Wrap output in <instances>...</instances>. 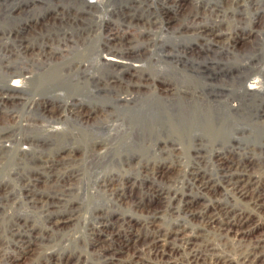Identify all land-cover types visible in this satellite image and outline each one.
I'll return each mask as SVG.
<instances>
[{"label":"bare ground","instance_id":"6f19581e","mask_svg":"<svg viewBox=\"0 0 264 264\" xmlns=\"http://www.w3.org/2000/svg\"><path fill=\"white\" fill-rule=\"evenodd\" d=\"M162 1L166 3L167 0ZM173 1L178 5L180 0ZM217 2L212 3L208 9L205 7L201 14L193 12L194 7L185 9L181 16H200L199 20H185L178 28L196 37L195 40L201 45L195 51L197 55H189L192 59L182 61L178 57L174 58L171 51L160 52V58L174 60L169 66L153 64L151 68L154 73L150 74L145 72L147 53L143 49L153 29H146V23L141 20H124L123 24L118 23L119 26L126 25L121 28H104L102 23L99 31H89L88 35L96 34L99 41L95 45V55L85 62L78 59L65 63L68 54L62 52L65 47L62 49L60 45L66 44L69 36L60 33L54 38L50 32L52 27L45 31L43 27L33 31L32 37L36 40L32 42L26 39L27 34H19L22 31L24 33V30L30 31L31 26L23 24L24 26L10 29L8 36L11 35L14 40L9 48L2 49L0 76L1 80L13 78V81L11 84L3 82L0 86V110L6 118L8 109L11 111L8 106H17L18 101L24 99L28 105H34L38 112L37 117L28 115L30 121H27V125H22L25 127L24 131H17L12 125L0 130V159L6 161L12 158L19 164L14 168V174L26 199L39 204L41 209L45 208L41 210L44 211V216L42 213L41 216L48 229L61 227L71 218L66 217L65 213L50 210L48 206L63 201L76 171L73 167L60 169L63 164L61 153L64 149H69V146L59 143L60 140L56 138L50 143L41 140L43 134L40 137V134H35V130L41 132L45 124L37 120H56L61 115H57L60 111L67 112L66 116L73 121L85 123L84 121L88 122L89 115L94 113L93 108L83 111L80 106L83 103L76 98H66L70 97L67 96L68 91L89 92V79L93 86H97V90L105 88L109 92L107 97L112 108L104 106L103 116L86 124H115V134L111 136L112 140L107 143L104 153L98 148V139L91 140L89 154L93 157V165L101 164L104 157L112 151L122 161L129 159L123 157L127 150L147 152L153 161V166L150 167L149 159H145V163L137 168L136 176L124 175V178L116 177L118 179H100L99 175L95 177L97 190H112L120 202H130L145 215L140 222L127 217L128 220L121 224H117V220L105 223L100 218L97 227L99 232L107 231V228L113 226L107 231V237L99 239L96 232L99 240L96 239L93 245L101 247L99 259L102 264H264V230L254 240L246 242L244 239L249 230L264 222V62L257 66L254 62L255 57L260 56L264 49L253 39L252 48L256 49L242 54L236 51L233 43L245 38L246 34L242 30H246V26L241 24L247 20L253 21L249 14L251 10L264 11V7H261L264 0ZM25 5L30 3L11 4L1 10L0 16L20 15V12L28 8H21ZM231 16L235 18L232 21L234 26L223 28ZM161 21L162 25L166 23L163 18ZM46 24L43 25L47 26ZM254 29L250 26L248 36L256 33ZM254 37H257L256 34ZM55 41L58 42L57 46H54ZM190 47H186L187 52ZM211 51L217 54L228 51L231 55L227 58L231 59L229 61L233 60L234 64L226 61L229 65L222 67L224 64L219 66L218 63L208 61L205 55H209ZM57 53L62 58L54 59ZM262 58L264 61V56ZM99 67L106 73L98 74L94 71V68ZM222 75L231 82L228 88H219L212 81ZM33 91L50 94L56 91L57 97L50 99L42 95L36 96L32 94ZM119 109L123 112L119 113ZM132 129L134 132L130 133ZM165 129L179 134L183 139L193 137L189 146L183 140L186 152L184 156L178 151L179 147L175 148L177 153H174L173 146L165 149L170 141L160 135ZM256 132L262 134L258 143H242V139ZM8 141L15 145L21 144V147L17 145L13 153V144H5ZM52 146L57 147L54 154L49 153L50 149L53 150ZM241 149L243 153L239 152ZM148 173L153 175L152 179L148 178ZM116 180L119 183L114 187ZM41 182H48V188L39 189ZM164 212H168L170 218L174 219L167 220L164 224ZM102 216L103 212L100 217ZM18 219L9 229L12 236L10 242L18 254L30 252L32 240L29 241L27 237L31 233L24 226L21 227ZM130 246H134L136 259L125 261V257L118 253ZM174 251H177L175 255ZM80 253L78 257L82 255ZM11 254L0 258V264H9L14 256ZM54 256L55 250L45 252L47 260L41 261L42 264H68L69 260L74 259L72 254ZM73 264L89 263L85 260Z\"/></svg>","mask_w":264,"mask_h":264},{"label":"rangeland","instance_id":"374dc122","mask_svg":"<svg viewBox=\"0 0 264 264\" xmlns=\"http://www.w3.org/2000/svg\"><path fill=\"white\" fill-rule=\"evenodd\" d=\"M17 2L21 3L22 5L26 4L27 2L30 3V5L28 6L25 5L24 7H21V8L28 7L27 8L28 10L24 9V11L19 13L20 15L7 16L2 14L4 18L0 16V35H1L0 56L4 51L2 49L9 48L10 45H12V41L14 40L11 35L8 36V34H10L9 33L10 29L16 28L18 26H24L26 24L32 27L30 28V31L24 30V33L22 31L19 34L20 35L27 34L26 39L28 41L31 40V42L36 40V38L34 39V37H32L34 35L33 31H37V29L40 30V27H43L44 31L46 28L50 29V27H52L50 32H52L51 35H53L54 38H57V35H59L60 33H61L60 35H63V33L66 34L67 36H69V40L66 42V44L62 43L60 45V48L62 49L63 47H65L64 51H62L63 53H65V55L66 53L68 55L70 54L69 56L66 55L67 60L65 61V63H69L78 59L81 60L82 62H85L88 59H90L93 55H95L96 53L95 45H97L99 41V38L98 36H96V34L89 36L88 35L90 33L89 31L92 30L91 33H95V31H99L101 28L100 25L102 23L104 28L105 27L107 28L109 26L110 27L114 26L115 28L118 27L121 28V26H126V25L119 26L120 23L122 24L124 23V20L129 21L132 19L133 22H136L137 20L138 21L141 20V22L146 23L145 25L146 29L147 27L153 29V32L148 36L147 38L148 41L146 40L147 41L145 43L146 46L143 49L147 53V57L145 58V67H146L145 72L146 73L148 72L149 74L154 73V69L151 68L153 64L159 63L162 66L163 65L169 66L170 62L174 60L172 58L170 59L160 58L159 56L160 52L171 51L175 56L174 58L178 57L182 61L186 59L188 60L192 59L190 56L192 54H195L196 53L195 51H198V48L199 47L201 48V45L197 40H195L196 38L195 36H192L188 32L185 33L184 31L178 28L181 26V23L185 22V20L186 21L191 19L199 20L200 16L192 15L190 17H185V18L181 16H183L185 9L186 10L190 8L193 9L195 7L193 9V12H199V14H201L202 10H204L205 7H206L205 9H208L207 7L213 5L215 2L218 3L217 0H180L178 1V5H176L173 0H167L166 3L163 2L162 0L160 1L159 0H99V1L98 0L97 1L96 0H0L1 3L0 12L2 9H5L11 4ZM261 7H264V3L261 5ZM251 12L252 14H254L255 12V14L252 15ZM251 12H249V14L251 17H253V21L249 22L247 20L241 24L243 26L244 25L246 26V30H242V33L244 35L246 34L244 36L245 38L238 39L236 41L237 43L233 42L236 46V51L240 53L248 52L256 49V48H252L253 39L254 42L259 43L258 44L259 47L261 46V48L264 49V11H260V9L258 11L253 9L251 10ZM162 16H164L165 19ZM167 16H170L171 18L169 17L166 20ZM162 18L164 21H166V23L163 25L161 21ZM169 19H171L170 20L171 22L168 23ZM155 20L157 21L153 22ZM228 21H229L228 24L226 23L223 25V28L229 29V27L232 28L234 26L235 23L233 22L235 21V18H233V16H231V18H229ZM46 23H50V24L48 25ZM43 24H46L47 26H44ZM130 24L131 23H128V25ZM250 26L253 27V29L255 28L254 30L256 33H254V35L248 36L249 33L248 29L250 28ZM255 34L257 36L256 38L254 37ZM29 36L31 39L29 38ZM24 39L25 38L23 37V40ZM181 39H183V41ZM57 45L58 42L55 41L54 46ZM188 45L191 47L187 52L186 47ZM49 47H51V45ZM54 48L56 47H53V49ZM206 53L207 52H204V54ZM227 53L228 51L227 52L223 51L220 54L211 51V53H209V55H205V57L207 56L206 58L208 61H213V63H218L219 66L224 64L225 66L223 65L222 67H226V65H229V63L234 64L233 60L229 61L231 59L227 58L230 57L229 55L231 54L230 53L227 54ZM61 54L59 53L55 54L54 59H59L61 57ZM260 54L262 56L258 55V57H255V61H254L256 63L255 66L262 65V63L264 62L262 58L264 56V50ZM195 55H197V53ZM226 61H229V63H226ZM97 69L99 72L97 71ZM97 69L94 68V71H96L98 74H100V72L106 73L103 72L104 69L102 67H99ZM150 69L153 70L151 71ZM225 77L224 75H222L219 76L217 80L216 78H214L212 79V81L219 88H223V87L228 88L231 82ZM1 79L2 76H0V81H2L0 82L1 83L0 86H2L3 82L11 84L13 81V78H10V80L7 79L1 80ZM88 81L89 79H87V86L88 89H90L89 92L80 93V91L75 92V90H73L74 93L73 94L71 91H68L67 96L70 97H66L68 99L76 98L77 101L79 100L78 102H82L83 104L80 106L83 111H85L86 109L89 110V108H93L94 113L89 115L90 117H88V122L84 121L85 123H80L78 121H73L72 119L66 116L67 112L59 111L57 115L60 114L61 115L58 116L56 120H44L39 118V120L37 121L42 124H45L43 125L44 129L41 132L38 131V129L35 130L36 131L35 134L37 135L40 134L39 135L40 137L43 134L41 140H46V142L50 143L53 139L56 138L58 139V141L60 140L59 143L60 142L61 144L65 143L64 146L65 145L69 146V149L67 150L64 149L63 152L61 153L62 154L61 159L63 160L61 161V163L63 164L60 166L61 167L60 169L73 167L74 170L76 171V175L72 177L70 181L71 183L69 184L68 187L69 191L66 192L65 196L63 197V201L59 203H53L48 206L49 209L52 211L55 210L57 213L60 214L65 213L66 217L70 216L71 218H69L67 222H65L61 227H54L53 229H48L44 224V222L42 221L43 219L41 216V213L43 215L44 212V211L42 212L41 210H44L45 208L41 209L39 204L32 203L26 199V197L24 196V192L22 191L21 186L19 185L20 183L16 178V175L14 174V170H15L14 168L18 167L19 164L16 161L12 160V158H10V160H6L7 162L5 161V159H0V258L2 259L3 256L6 257L8 254L10 255L12 253L11 256L14 255L15 257L14 256L11 257L13 260H11L9 264H35V263L40 264L41 261L44 262L45 260H47L46 259L47 257H44L45 252L50 253L51 251L54 252V250H55L54 257H58L59 254L63 256L72 254L74 259L69 260L68 264L77 263L79 261L82 262L85 260L89 264H102L99 259V248L101 247H99V245L96 244L93 245V244L94 241L98 239V234H99V239L107 237V231L110 230L113 226L109 225L110 227L106 229L107 231L99 232V229H97V227L100 224V221L103 219L102 221H104L105 223L106 222L109 223L117 220L119 221L117 224L119 223L121 224L123 223L122 221H125L126 219L128 220V218L130 217H131L130 219L134 221L139 220V222L140 220L142 221L145 218V215H143V213L139 209L133 207L130 204V202L128 203L126 201L120 202V200L117 198V195H115V193H113L112 190L101 191L100 189L99 190L96 189L94 180L96 179L95 177L97 175H99L100 179L101 178L118 179L116 177L120 176L124 178V175L136 176L138 174L137 168L145 163V159H149L150 167L153 166V161L151 157H149L150 154H148L147 152H142V151L138 152V150H134V151L127 150V152L123 154V157L126 159L129 158L128 161L120 160V158L117 157L118 154L112 151L104 157L101 164L99 163L96 165L92 164L94 160L92 155L89 154V150H90L89 145H91V140L94 138L98 139V143H99L98 148L102 152L106 151V147H108L107 143L111 142L112 140L111 136L115 134V130H114L115 124L109 125V124L96 123L95 125L92 126L86 125L87 123L89 124L90 120L93 123L95 120L103 116L104 106L105 108H109V109L112 108L110 107V102L107 97L109 92L105 88L101 90L99 89L97 90V88H95L97 86L96 85L93 86L91 84V81L89 82ZM47 93H45L44 91L32 92V94L36 96L42 95L49 97L50 99H56L57 97V95H55L56 91L53 92L54 94L53 93L50 94V92ZM78 93H80V95ZM20 101H18L17 106L15 105L12 107L10 105L8 106V108H11V111L14 109L15 110L12 114L9 115V112L11 111H9L10 109H8V113L6 114V116L7 115L8 116L6 118L4 117L3 111L0 110V115H1L0 130L7 129L8 127L7 125H12L17 129V131H24L25 127H23L22 125L25 124L27 125L28 123L27 121H30L29 117L30 116L37 117L38 110H36L34 105L31 104L28 105L24 99L23 101L21 102ZM118 112L119 113L123 112V110L119 109ZM113 123H116V121H114ZM47 124H49L48 127ZM177 124L179 126L184 127L182 123L177 122ZM131 132H134V129H132L130 133ZM130 133L128 134V136L130 135ZM160 135H162L163 138L167 137L170 140L169 143H167V147L165 149H168L171 146H173L174 149L179 147L178 151H180L182 156L186 154L185 150L183 149V140L188 146L193 141V137L183 139V137H181L179 134H176L174 132H169L166 129L161 131ZM261 135H262L261 132H256L250 137H246L242 139V143L244 145H255L256 143L259 142ZM1 143L2 142L0 140V145H2ZM8 143L10 145L13 144L12 145L13 148L12 151H14L13 153H15L17 147H21V144H17L18 145L17 146L13 142H9V141L7 143L5 142V144ZM9 144L8 146H10ZM56 149L57 147L54 146L53 150L52 149L49 150V153L54 154L56 152L55 151ZM242 150L243 149H241L239 152L243 153L244 151L242 152ZM259 150H257L256 153H258ZM175 151L176 153L178 152L175 149L174 153ZM8 162L11 163L9 164ZM140 168L144 169L143 167ZM150 174L148 175L149 176L148 178L152 179L153 175L151 176ZM117 183H119V181L115 183L114 187L118 185ZM48 185H49L48 182H41L39 183L38 188L47 189ZM135 190L137 191L138 189L135 188ZM102 212L105 218L103 216L100 217ZM141 213L142 216L140 215ZM110 215H111V219H110ZM117 215L120 216L119 219L117 218L118 217ZM16 218L17 219L19 218L18 222H20L21 227L24 226L25 229L30 231L28 233H31L30 236L27 237L30 239L29 241L32 240L31 241L32 249L30 252L28 251L18 254L16 251H14L15 249L12 246V242H10L12 241V236L11 233L9 232L10 231L9 229L11 225L16 223L17 220ZM172 219L174 218H170L168 212L163 213L162 222H164V224H166L167 220L170 221ZM22 222L24 224H22ZM263 223L259 226L253 227L251 229L252 231L251 230L248 231L247 233L248 236L247 234L244 236L246 242L250 241L251 239L254 240L258 235H260V233L264 230ZM114 227L116 226L114 225ZM96 232L98 234H96ZM240 238L243 237H239V239ZM223 240L226 241L225 238H223ZM228 241L230 242V240H227V242ZM48 250H50V252ZM134 251H135L134 246H130L129 248L127 247L124 248L123 252H119L118 255L121 254L123 258L125 257V261L128 260L134 261V259H136ZM175 252L177 253V251H174L173 255L176 254ZM79 253L80 255L82 254L80 257H78ZM37 261L40 262L37 263Z\"/></svg>","mask_w":264,"mask_h":264}]
</instances>
